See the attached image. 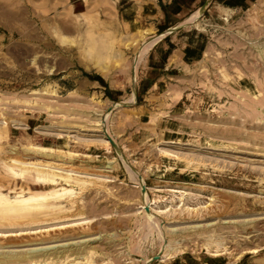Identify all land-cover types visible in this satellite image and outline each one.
<instances>
[{
  "label": "rangeland",
  "instance_id": "374dc122",
  "mask_svg": "<svg viewBox=\"0 0 264 264\" xmlns=\"http://www.w3.org/2000/svg\"><path fill=\"white\" fill-rule=\"evenodd\" d=\"M145 1L0 0V264H264V0Z\"/></svg>",
  "mask_w": 264,
  "mask_h": 264
},
{
  "label": "bare ground",
  "instance_id": "6f19581e",
  "mask_svg": "<svg viewBox=\"0 0 264 264\" xmlns=\"http://www.w3.org/2000/svg\"><path fill=\"white\" fill-rule=\"evenodd\" d=\"M201 9H203V7ZM201 9H200V11H201ZM198 14H199V12L196 13L195 15L191 16L188 19V20H191V21H189V23L192 22V20L194 21L196 16H198ZM95 66H96L95 68L99 72H102L104 70V68L102 66H100L99 64H97ZM27 149H29V150L30 149H36V150H41L43 152H45L47 150H52V148H48V146L47 147H44V146L39 147V146H33V145L26 148V150ZM10 161H9L10 163L8 162L9 164L8 163L6 164V168L14 176L24 177V175L27 174L29 170H34L35 175L34 176L32 175V179H33L35 185L45 186L49 183H53V182H55V177L57 175H59L57 173L55 174L54 172L49 173L46 171H39L38 169L29 168L28 164L23 163L21 161V159L13 158L12 156L10 158ZM28 163H30V162H28ZM18 164H21L22 166L27 165L26 167H28L29 169L19 167ZM60 190H62L64 192L66 189L62 188ZM58 191L59 190L51 189L49 191H44V192H29L27 195L22 194L21 193L22 191H20V192H16L19 195L16 196L13 200L7 199V195L0 191V224H16V223L20 224V223H23L26 221L31 222V221L35 220L36 215L34 214L33 210L36 208L47 207V205H46L47 202H45V200L51 196L53 197V195L56 194ZM56 196H59V195H56ZM50 209H51V207H50ZM146 213L148 214L147 211H146ZM28 257H30V256H18V257H13V258L26 259Z\"/></svg>",
  "mask_w": 264,
  "mask_h": 264
},
{
  "label": "crops",
  "instance_id": "0c3cea01",
  "mask_svg": "<svg viewBox=\"0 0 264 264\" xmlns=\"http://www.w3.org/2000/svg\"><path fill=\"white\" fill-rule=\"evenodd\" d=\"M32 1V0H31ZM57 1H61V4L66 5L69 0H57ZM111 2V4L114 7V9L116 8V11L119 10L122 14H126V13H138L139 15L137 16V19H142V17L146 15V17L149 18H154L157 19L158 17L161 18L162 16V8L160 3H150L147 4L148 2H146L145 0H109ZM171 2L173 1V6L171 9H174L175 12L173 14L174 17H178V15L185 13L187 11L188 6H192L189 3H187L184 0H170ZM149 5V6H147ZM50 6V5H49ZM53 6V4H52ZM57 6V5H56ZM103 11V9H102ZM106 12H112V9H106L104 10ZM149 13V14H147ZM149 15V16H147ZM187 19V18H186ZM138 21V20H137Z\"/></svg>",
  "mask_w": 264,
  "mask_h": 264
},
{
  "label": "water",
  "instance_id": "95a60500",
  "mask_svg": "<svg viewBox=\"0 0 264 264\" xmlns=\"http://www.w3.org/2000/svg\"><path fill=\"white\" fill-rule=\"evenodd\" d=\"M205 5H202V7H204ZM109 138V140H110V142L112 143V145H114L113 144V141H112V139L110 138V137H108ZM145 210L148 212L149 211V209L147 208V207H145ZM159 256L158 255H156L155 257H154V259H157Z\"/></svg>",
  "mask_w": 264,
  "mask_h": 264
}]
</instances>
